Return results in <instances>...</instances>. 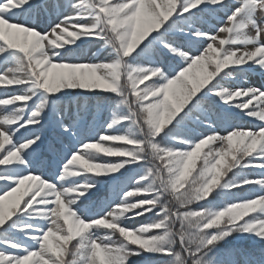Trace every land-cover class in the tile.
Here are the masks:
<instances>
[{
  "label": "snow or ice",
  "instance_id": "6c2138e0",
  "mask_svg": "<svg viewBox=\"0 0 264 264\" xmlns=\"http://www.w3.org/2000/svg\"><path fill=\"white\" fill-rule=\"evenodd\" d=\"M253 72L264 0H0V264H264V248L221 252L233 236L264 245Z\"/></svg>",
  "mask_w": 264,
  "mask_h": 264
},
{
  "label": "trees",
  "instance_id": "16d2710c",
  "mask_svg": "<svg viewBox=\"0 0 264 264\" xmlns=\"http://www.w3.org/2000/svg\"><path fill=\"white\" fill-rule=\"evenodd\" d=\"M87 45H85L84 47H86ZM14 86H7V88H13ZM76 99V97H66L64 100V103H68L69 100L74 101ZM82 100H84L85 102H88L90 105L95 106L97 103L103 104L105 103V101L103 99L94 97V96H84L81 98ZM75 109L73 108L72 112L74 114ZM106 116L101 115L98 116L96 115L95 121H93V119L91 117L88 118V124L89 127L91 129V136H93L94 138L98 139L99 135H103L106 131V124L105 121L109 118V113H106ZM49 120H51V115L49 116ZM235 122L241 126H243L245 123L250 122L252 123V127L254 126V122L255 118H249L246 116H243L242 114L238 117H235ZM257 123V122H256ZM221 134H225L223 128L220 129ZM42 136H46V143H45V149L47 148V144L49 142H51V140L54 137V133L49 129L48 125H46L45 130L41 132ZM68 141V140H67ZM67 141L64 142L63 145V149L64 151H68L71 148L72 143H74V141L69 140L67 143ZM206 150V149H205ZM99 158L101 160H108V159H116L114 157H105L102 153L99 154ZM3 167V166H0ZM135 175V173H129L127 178H130L131 176ZM230 175V174H229ZM256 178V177H253ZM3 182L0 181V184H2ZM107 188H102V191L99 195V197H94L93 199L96 200L98 198H103V196L107 193ZM211 198V197H210ZM225 201L222 198H217V201H215L214 203H216L217 205L223 204ZM203 203V202H200ZM192 207L194 209L199 207V204H194L192 205ZM145 222V218L141 217L138 218L135 221H130L129 222V227H133V226H139L141 223ZM261 248H264V245L260 244L258 239H250V238H241L238 236H233L232 238H230L228 240V242L224 243L221 247V252L227 254L228 252L232 251V250H236L238 252L244 251V250H248V252H259V250ZM136 260V264H144V261L139 259V258H133ZM152 264H159V261H153Z\"/></svg>",
  "mask_w": 264,
  "mask_h": 264
},
{
  "label": "rangeland",
  "instance_id": "374dc122",
  "mask_svg": "<svg viewBox=\"0 0 264 264\" xmlns=\"http://www.w3.org/2000/svg\"><path fill=\"white\" fill-rule=\"evenodd\" d=\"M50 2L52 4H63L65 2V0H50ZM58 15H59V13L57 11L53 10L47 20H44L42 18L41 22H40V25H39V29H48V26L50 24H52L54 21L58 22V19H57ZM60 18L62 19V16ZM207 26L208 25H205V27H207ZM87 47L88 48H86L84 50V54L80 57L82 62H89L91 59H93L92 56H91V53L97 50L95 45H88ZM98 58L102 59L103 55L99 56ZM247 83L249 85H251V86H255V87H258V88H264V75H261L259 72L250 73L248 78H247ZM4 92H5V90L2 88V86H0V98H6V97L3 96ZM9 92H11V91H9ZM238 99H246V98L245 97H241V98H238ZM256 103H258V101H253V104H256ZM256 122L258 123V121H256ZM246 126H245V128H250V127H248V125H246ZM237 260L240 261L241 264H242V260L243 259H237Z\"/></svg>",
  "mask_w": 264,
  "mask_h": 264
}]
</instances>
